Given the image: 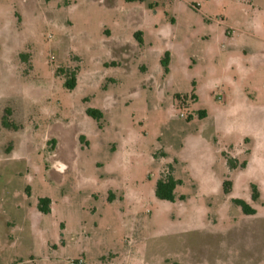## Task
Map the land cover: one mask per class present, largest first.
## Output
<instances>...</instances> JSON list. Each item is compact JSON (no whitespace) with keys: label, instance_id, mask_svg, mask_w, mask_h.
I'll list each match as a JSON object with an SVG mask.
<instances>
[{"label":"rangeland","instance_id":"374dc122","mask_svg":"<svg viewBox=\"0 0 264 264\" xmlns=\"http://www.w3.org/2000/svg\"><path fill=\"white\" fill-rule=\"evenodd\" d=\"M0 264H264V0H0Z\"/></svg>","mask_w":264,"mask_h":264},{"label":"trees","instance_id":"16d2710c","mask_svg":"<svg viewBox=\"0 0 264 264\" xmlns=\"http://www.w3.org/2000/svg\"><path fill=\"white\" fill-rule=\"evenodd\" d=\"M170 59H171L170 53L166 52L165 56L161 60V64L164 67L166 73L169 72ZM65 85L69 89H74L76 87V73L75 72L70 73V76L66 80ZM86 113L96 120H100L101 118H103V113L99 109H87ZM187 119H189V117ZM180 183H181V181L178 179H175V177L173 175H167L165 177H161L157 181V184H156V189H155L156 197L161 199V200H167V201H172V202L175 201L176 187ZM251 188L253 191L252 192V198L254 200H256L258 198L257 188L255 185H252ZM223 190H224V193H226V194L230 192L231 181L225 180L223 182ZM180 199L182 200V197H180ZM233 202L237 206H239L246 215H252L255 213V209L252 208L245 201H243L241 199H234ZM51 203H52V201L49 197L40 198L39 202H38L39 211L46 213V214L51 213Z\"/></svg>","mask_w":264,"mask_h":264}]
</instances>
